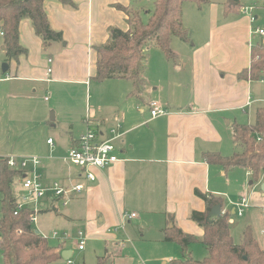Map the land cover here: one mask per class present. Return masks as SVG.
<instances>
[{
  "label": "crops",
  "instance_id": "0c3cea01",
  "mask_svg": "<svg viewBox=\"0 0 264 264\" xmlns=\"http://www.w3.org/2000/svg\"><path fill=\"white\" fill-rule=\"evenodd\" d=\"M130 1L73 0L75 6L70 7L59 0H46L44 10L49 24L62 33V43H44L35 34L31 21L22 19L19 43L26 52L8 62L0 31V61L8 65L5 72L0 66V158L36 155L42 161L39 171L45 184L59 180L66 185H84L62 205L64 213L58 207L60 202L42 199L37 206V221L42 226L48 228L55 223L62 228L59 231L69 232L65 228L79 225L77 229L84 232L86 239L112 242L116 247L124 236H145L168 253L166 246L178 247L163 240L165 230L172 225L198 239L203 235V229L190 218L191 211L205 210V203L195 190L219 197L222 213L228 209L224 196L236 184V177L231 179L229 175L234 168L224 170L206 162L204 155L218 152L228 156L229 149L234 148L232 125L239 123L243 113L264 102L255 92L252 80L238 77V73L249 68L255 35L247 14L225 12L227 1L220 4L210 0L204 4L209 7L211 19L186 22L183 3L182 23L194 42L171 39V49L180 64L163 58L165 63L156 76L152 80L144 78L145 84L148 80L150 84L142 97L129 94L131 83L124 79L101 81L110 90L104 101L91 109L86 96L92 90L95 74L93 47L106 42L110 27L124 31L129 28L126 15L114 5L128 6ZM43 91L55 92L59 98L79 91L85 97L80 109L72 105L71 98L66 99L72 103V109L62 119L68 127L67 134L54 136L46 118H40L38 125L27 129L24 141H3L4 137L9 138L14 120H27L30 110L35 112L36 100H41ZM152 101H157L167 113L152 117L148 112ZM53 115L51 122L58 116L56 111ZM112 127L117 129L113 144L119 160L103 169L92 168L95 179L88 180L64 156L87 129L96 130L101 139H107L113 136L109 131ZM49 138L53 139L52 146L47 143ZM13 145H23L31 152L19 154ZM262 183L263 180L257 183L259 188ZM260 192L262 196L251 193L250 206L260 207L257 197L262 198L264 191ZM230 211L234 214L233 209ZM131 213L135 216L129 219ZM135 232L140 233V238ZM38 233L43 235L40 230ZM63 240L57 243L60 254L68 250ZM165 259L171 264L172 259L166 255L162 257L163 264L167 263Z\"/></svg>",
  "mask_w": 264,
  "mask_h": 264
},
{
  "label": "trees",
  "instance_id": "16d2710c",
  "mask_svg": "<svg viewBox=\"0 0 264 264\" xmlns=\"http://www.w3.org/2000/svg\"><path fill=\"white\" fill-rule=\"evenodd\" d=\"M46 0H0V31L2 34L5 59H17L26 52L19 43V23L29 19L35 34L44 43L62 41V33L51 28L44 2ZM63 5L74 7L73 0H59ZM184 2L198 5L210 0H153L152 9L143 10L129 4L114 6L126 15L129 28L124 31L117 27L108 29L105 43L97 45L95 74L92 79H124L134 83L136 94L143 88L142 77L144 50L149 47L159 48L167 60L177 62V56L171 49L172 38L190 42L191 32L182 23V6ZM237 6V0L225 3V12L230 13ZM146 12V20L141 13ZM264 73V40L252 45L250 49L249 68L238 73L239 78L258 80ZM233 142L241 147V152L230 156L218 152L205 153L204 159L217 164L224 170L240 167L247 170L251 181H264V105L254 110L251 124L234 123L232 125ZM20 171L11 169L5 157L0 158V264H51L60 257V246L50 245L40 233H36L30 221L32 210L25 207L14 214L17 204L16 182ZM195 194L205 203L203 212L191 211L190 218L202 229L203 235L198 239L172 225L164 232L163 240L178 245L181 258L172 260L171 264H264V250L252 233L251 226L245 227L241 242H233L229 230V212L224 211L220 217H211L209 212L222 200L213 195L195 190ZM200 242L206 247L207 254L202 260H194L189 254V246ZM98 258L97 264H104Z\"/></svg>",
  "mask_w": 264,
  "mask_h": 264
},
{
  "label": "rangeland",
  "instance_id": "374dc122",
  "mask_svg": "<svg viewBox=\"0 0 264 264\" xmlns=\"http://www.w3.org/2000/svg\"><path fill=\"white\" fill-rule=\"evenodd\" d=\"M213 2L220 3L223 0H211ZM230 2V0H224V2ZM184 19L186 22V19H211V14L208 5H198L194 2H184ZM190 3V4H189ZM131 5L137 6L140 9L148 10L152 9L153 7V0H131ZM200 6V7H199ZM251 7L252 10L249 15H247L249 18L252 17V28L255 30L257 27L264 29V0H237V6L232 10L231 14H237L239 16H245L244 14V8ZM148 17V14L146 12L141 13V18L143 20H146ZM185 27V26H184ZM187 28V27H185ZM189 30V29H188ZM190 31V30H189ZM192 36V35H191ZM191 40L188 42L189 44H192L194 42L193 37H190ZM174 41L180 42L181 40L177 38H173ZM261 39L259 36H254V38L251 40V44L254 45L255 43L259 42ZM62 43V41H51L48 43ZM95 45L93 47L95 56H96V50ZM173 47V44L172 46ZM160 57V58H159ZM164 55L162 51L157 47H149L144 50V62H143V73L142 77L146 79V77L149 78V80H152L154 76H156V72H159V68L161 67V64L165 61L163 60ZM169 63H173V61L168 60ZM4 63V61H0V66ZM96 63V61H95ZM180 64V62L177 59L176 64ZM183 64V62H182ZM148 80L147 84L141 88L140 91H138L136 94H132L134 96H143V93L145 92V89L147 88L148 84H150V81ZM127 83H131V88L129 94L134 90L137 89L134 86V83L132 81H126L122 80ZM253 86L255 87V92L261 97L264 98V73L262 77L258 80L252 81ZM104 82L100 81H91L92 90L89 93H87L86 101L88 102V107L94 108L97 103H101L104 101V96L108 95L109 88H105ZM130 85V84H129ZM41 100H36L35 107L37 108L35 112L30 110L29 112V118L24 121H15L11 125L10 128V134L9 138L4 137V140H19V142L24 141L27 138V135L25 134L27 132V129L29 127H34L38 125V122L40 121V118H46V125L51 127L52 134L55 136L56 134H62L66 135L68 131V127L64 126V122L62 119H65V117L68 115V111H70L72 108L71 106L74 105V107L77 109V107L82 106L81 104L85 102V97L82 93L79 91L76 94H68L67 97L59 98L57 94L54 92H44L39 95ZM44 98H47L48 101H45ZM71 98L72 103H69L66 99ZM43 102V103H42ZM150 103V102H149ZM43 104V106L41 105ZM72 104V105H70ZM263 103H259L256 106H263ZM253 110L250 109L248 113H243L240 117L239 124H251L254 120ZM57 112L58 116L55 118L54 122L50 121L51 113ZM149 112V110H148ZM67 114V115H66ZM42 116V117H41ZM76 121H79L76 120ZM75 121V122H76ZM19 127V128H18ZM31 129V128H30ZM60 132H57L59 131ZM12 149L17 150L19 154H30L31 151L28 149L23 148V145H20L19 148L15 145L12 146ZM242 149L239 146H233L231 149H229L228 156L232 155L233 152H241ZM78 168V167H77ZM80 169V168H78ZM229 175L231 179L235 178L236 184L228 189L227 195L224 196L225 203L228 209H225V211L229 212V230L230 234L232 236L233 242L238 244L241 242V234L246 226L250 225L252 229V233L255 236V238L259 241V244L261 248L264 250V195L262 198L257 197L259 205H251L249 204V198L251 199V196L253 192L255 194H258V192L262 196L263 191L261 187L259 188L257 183L253 182L252 185H249V180H251L250 177L246 176L244 174L243 168L236 167L231 172H229ZM233 177V178H232ZM224 178V177H223ZM222 178V179H223ZM15 190L17 193V199L19 196L23 193L22 188L20 187V184L15 186ZM246 195L248 198V205L249 207L243 212L242 216H238L236 214L231 213V209L234 208V202L239 198V196ZM256 197V196H255ZM42 201V200H40ZM60 202L58 207L60 210L64 213L65 209L62 207V202ZM253 202V200H252ZM40 203V202H39ZM263 206V207H261ZM224 209V208H223ZM66 220V219H65ZM33 227L36 230H40L44 236L47 237V241L50 245H57V243L61 242L63 240L62 237L59 238H52L51 232L52 230H56L57 233L61 235L62 228L58 227L55 223H51V227H44L42 226V223L40 221H36L33 224ZM81 226L74 225L70 226L68 228H65V230L69 232H65L67 234V239L64 241L65 246L72 252V255L70 256V260L72 261V264H97L98 258L104 259V264H163L162 257L166 255V258L170 257L172 260L180 259L181 253L177 246H166L169 247L168 253H166L165 249L163 250V247L160 245L154 244L152 241L146 240V237L144 236V239H129L127 236H124L123 240H120L119 247L114 246V243L109 242L106 244V241H97V240H89V238L86 239L84 244V249L79 250L77 247H74L77 243V231ZM137 237L140 238V233L135 232ZM135 233H132L133 236H135ZM123 244V245H122ZM162 245V244H161ZM120 248V249H119ZM189 251L191 253V257L194 260H202L206 254V247L201 244L200 242H194L189 246ZM167 262V259H165ZM51 264H67V260H65L62 257H59L57 261L52 262ZM166 264H170V262H167Z\"/></svg>",
  "mask_w": 264,
  "mask_h": 264
},
{
  "label": "built area",
  "instance_id": "2783aa9c",
  "mask_svg": "<svg viewBox=\"0 0 264 264\" xmlns=\"http://www.w3.org/2000/svg\"><path fill=\"white\" fill-rule=\"evenodd\" d=\"M251 10V7H246L244 8V13L249 15ZM250 19L252 21V17H250ZM253 33L264 40V29L257 27L253 30ZM48 62H51V59H48ZM47 72L50 73L51 68H48ZM149 112L152 117H157L166 114L167 110L157 101H152L149 103ZM116 127L110 128L109 131L113 136L107 139H101L96 130L87 129L77 138L74 144L68 148L64 156L65 161L80 168L84 173V177L93 181L95 176L91 172L92 168L103 169L119 160L115 151V145L113 144V139L118 136L116 134ZM47 143L52 146L53 139H47ZM5 159L9 168L20 171L21 173L16 185L20 184L23 193L17 199L14 214H17L18 211L25 207H30L32 210L30 214V221L32 224L37 221V206L40 200L50 198L54 201H61L63 205H66L72 195L80 192L84 187L80 182L66 185L59 180H54L49 184H45L39 171L42 161L41 158L36 155L8 156L5 157ZM248 207V198L246 195H242L234 202V214L242 216L243 212ZM134 216L135 213H131L127 217L130 219ZM44 237L47 238L46 236ZM51 237L55 239L62 237L64 239L67 238V234L63 232L60 235L54 231ZM85 239L84 232L78 230L76 247L79 250L84 248ZM67 263L72 264V261L68 258Z\"/></svg>",
  "mask_w": 264,
  "mask_h": 264
},
{
  "label": "water",
  "instance_id": "95a60500",
  "mask_svg": "<svg viewBox=\"0 0 264 264\" xmlns=\"http://www.w3.org/2000/svg\"><path fill=\"white\" fill-rule=\"evenodd\" d=\"M230 3H232V0H230ZM7 67H8L7 63H3L1 65L2 71L5 72L7 70ZM53 119H54V115H53V113H51L50 120H53ZM261 189L264 191V183L261 184ZM222 214L223 213L221 211V205L220 204L213 206L209 212V216H211V217H220ZM36 233H38V230H36ZM70 252H71L70 250H63L60 255L62 258L67 260L70 257Z\"/></svg>",
  "mask_w": 264,
  "mask_h": 264
}]
</instances>
